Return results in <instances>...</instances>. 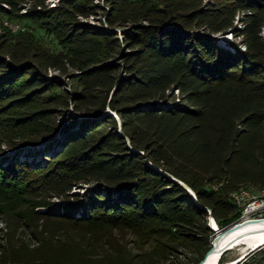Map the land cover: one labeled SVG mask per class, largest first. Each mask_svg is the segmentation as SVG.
<instances>
[{
  "label": "trees",
  "instance_id": "16d2710c",
  "mask_svg": "<svg viewBox=\"0 0 264 264\" xmlns=\"http://www.w3.org/2000/svg\"><path fill=\"white\" fill-rule=\"evenodd\" d=\"M103 1L109 28L78 20L96 0H0L10 16L31 2L19 17L74 55L0 40V118L40 120L11 147L51 145L58 133L63 146L43 165L0 159V264H165L141 245L146 229L199 249L196 260L170 255L168 264L197 263L215 235L209 209L226 227L242 214L231 189L264 190V0ZM229 31L235 40L215 38ZM70 66L80 69L71 81L46 76ZM37 98L43 108L9 115V103ZM81 182L90 186L72 191ZM241 264H264V245Z\"/></svg>",
  "mask_w": 264,
  "mask_h": 264
},
{
  "label": "rangeland",
  "instance_id": "374dc122",
  "mask_svg": "<svg viewBox=\"0 0 264 264\" xmlns=\"http://www.w3.org/2000/svg\"><path fill=\"white\" fill-rule=\"evenodd\" d=\"M61 0H46L45 4L50 6H55L59 4ZM99 1V6L95 9V11L90 14L89 16L85 17L82 15L78 16V20L82 22H86L92 25H99L109 28L108 21H107V13L109 9L105 7L103 0H96ZM3 6H7V3L1 2ZM31 5V2H20L19 4V12H14L12 16L10 15H1L0 14V40L1 42L8 43L9 46H12L13 49L19 51L24 49L27 45L33 44L39 46L43 51L47 54H66L68 57H73L74 55L69 53V46L64 42L61 37H59L55 32L51 30H47L46 28L42 27L40 24L35 23L31 20L23 19L19 17V13L25 12L27 8ZM237 26H240L241 23L236 20ZM114 30L121 35L122 28L120 26H116ZM215 38L225 43L226 41L235 40L236 37L233 35L231 31L226 34H216ZM226 39V40H225ZM239 40V39H238ZM8 41V42H7ZM4 43V44H5ZM74 60L77 58L74 57ZM69 72L67 74L63 73V70H59L56 68L49 67L47 69L46 76L47 77H56L63 81H71L72 75L77 74L80 72L78 67H69ZM68 88L70 86H67ZM176 96H179L178 89L175 90ZM38 99V98H37ZM178 101V99H176ZM3 102H0L2 104ZM14 103L8 104L7 107L9 110V115L14 117L25 116L29 113L36 111L39 108H43V104L38 99L32 102H25L23 105L19 106L20 104ZM12 105V107H11ZM74 115H76L72 109L69 108ZM105 114L113 115L118 122V131L123 135L122 131V121L117 114V112L113 111L110 107L107 108ZM0 159L12 158L13 156L22 157V159H28L29 161H33L35 163L41 162L44 164L46 159H51L56 155L55 151L60 150L62 148V144L60 142L61 134L58 133L55 136V140L48 145L46 143L39 144L34 146L33 148H24L27 146H16L11 147L12 142L18 140L21 135H28L31 134L32 129L40 125V120L35 119L36 122L33 124H24L22 126L17 127L18 122L16 121H7L5 118H0ZM45 119H49V117H45ZM60 119H62L60 117ZM38 120V121H37ZM35 125V126H33ZM126 140L129 146H132L130 142V138L126 136ZM134 149V148H133ZM135 150V149H134ZM143 153V150H140ZM150 166H155L152 162H148ZM156 167V166H155ZM221 184L217 183L214 184V188L218 189ZM90 184L81 182L79 185L74 186L72 191H80L83 192ZM192 188V187H191ZM193 190V188H192ZM192 195L196 198L194 194ZM232 199L239 205L241 208V217L242 220L245 216L249 217H262L264 216V190H260L253 186H244L241 185L236 189H231L230 191ZM57 208V206H56ZM210 213V211H209ZM213 215L209 214V223L212 219ZM214 218V217H213ZM215 219V218H214ZM239 220V221H240ZM216 221V220H215ZM236 222V221H235ZM234 223V222H232ZM218 224V223H217ZM231 224V223H230ZM140 243L143 248L153 251L158 257H161L165 264H168L170 260V255L176 263L183 261H192L196 260L199 254V249L191 243L189 240L185 239L184 237L178 234H160L154 233L152 229H146L144 234L140 237ZM264 244L260 245L263 246ZM172 246L176 247L178 251L173 250ZM259 246V247H260ZM258 248V247H257ZM257 248L253 249L250 248L244 253H241L240 249H232L226 251V253L222 256L219 264H225L231 259H235L234 264H241L251 251H255ZM171 251L176 254H171ZM177 255V256H176ZM181 259V260H179ZM198 263V262H197ZM196 264V263H190Z\"/></svg>",
  "mask_w": 264,
  "mask_h": 264
},
{
  "label": "bare ground",
  "instance_id": "6f19581e",
  "mask_svg": "<svg viewBox=\"0 0 264 264\" xmlns=\"http://www.w3.org/2000/svg\"><path fill=\"white\" fill-rule=\"evenodd\" d=\"M241 221L240 227L235 231L225 234L221 241V248L217 254L208 263L204 264H219L222 256L228 250L240 249L244 253L250 248L255 247L258 243L264 240V218L263 217H249L245 216ZM213 225L217 227V222L213 221ZM228 247V248H226ZM224 248H226L225 251ZM223 251V252H222ZM236 258L229 260L225 264H234Z\"/></svg>",
  "mask_w": 264,
  "mask_h": 264
},
{
  "label": "water",
  "instance_id": "95a60500",
  "mask_svg": "<svg viewBox=\"0 0 264 264\" xmlns=\"http://www.w3.org/2000/svg\"><path fill=\"white\" fill-rule=\"evenodd\" d=\"M226 40V39H225ZM155 167V166H154ZM157 169H160L158 167H156ZM161 171H163L166 175H168L169 177H171L172 179H174L175 181L179 182L180 184H182L183 186H185L190 192L194 193L191 186L189 184H187L185 181L181 180L180 178L174 176L173 174L169 173V172H166L162 169H160ZM196 195V194H194ZM196 197V196H195ZM210 213H211V209H209ZM264 218V216H262ZM213 221H215V219L212 217L209 225H210V228L214 231L215 235L213 237V240L211 242V247L210 249L207 251V253L205 254V256L196 264H204V263H208L212 260V258L217 254V252L220 250L221 248V244H222V237L225 235V234H229L233 231L236 230V228L240 227L242 222L243 221H236L234 223H231L229 224L228 226L226 227H220L218 224H217V227H215L213 225ZM264 244V240L261 241L260 243H258L255 247H253V249L259 247L260 245ZM228 248V247H226ZM226 248H224L223 251L226 250ZM222 251V252H223Z\"/></svg>",
  "mask_w": 264,
  "mask_h": 264
}]
</instances>
